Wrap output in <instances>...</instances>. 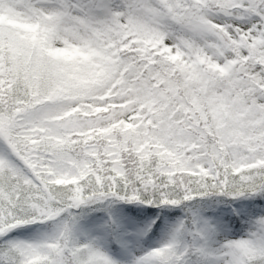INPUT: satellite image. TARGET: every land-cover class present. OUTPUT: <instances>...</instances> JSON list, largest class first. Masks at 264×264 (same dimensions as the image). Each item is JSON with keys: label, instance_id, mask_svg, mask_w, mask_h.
Instances as JSON below:
<instances>
[{"label": "snow or ice", "instance_id": "1", "mask_svg": "<svg viewBox=\"0 0 264 264\" xmlns=\"http://www.w3.org/2000/svg\"><path fill=\"white\" fill-rule=\"evenodd\" d=\"M0 264H264V0H0Z\"/></svg>", "mask_w": 264, "mask_h": 264}]
</instances>
